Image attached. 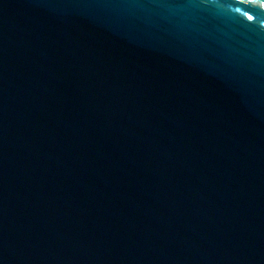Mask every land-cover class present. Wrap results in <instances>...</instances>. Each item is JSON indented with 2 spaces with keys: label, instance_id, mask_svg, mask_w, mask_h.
Instances as JSON below:
<instances>
[{
  "label": "water",
  "instance_id": "obj_1",
  "mask_svg": "<svg viewBox=\"0 0 264 264\" xmlns=\"http://www.w3.org/2000/svg\"><path fill=\"white\" fill-rule=\"evenodd\" d=\"M0 264H264V0H0Z\"/></svg>",
  "mask_w": 264,
  "mask_h": 264
}]
</instances>
